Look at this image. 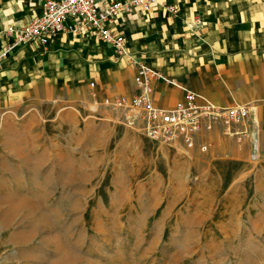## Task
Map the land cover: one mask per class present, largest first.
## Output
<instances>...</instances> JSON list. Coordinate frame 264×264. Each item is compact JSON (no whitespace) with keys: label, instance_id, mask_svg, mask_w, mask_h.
<instances>
[{"label":"rangeland","instance_id":"1","mask_svg":"<svg viewBox=\"0 0 264 264\" xmlns=\"http://www.w3.org/2000/svg\"><path fill=\"white\" fill-rule=\"evenodd\" d=\"M117 114L0 111V264H264V178Z\"/></svg>","mask_w":264,"mask_h":264},{"label":"crops","instance_id":"2","mask_svg":"<svg viewBox=\"0 0 264 264\" xmlns=\"http://www.w3.org/2000/svg\"><path fill=\"white\" fill-rule=\"evenodd\" d=\"M168 2L177 5L176 13L162 5L150 11L135 7L120 14L114 27L137 60L173 81H154L157 105L172 106L191 88L217 105L249 108L246 121L235 126L240 134L228 135L216 125L197 136L190 152L200 155L206 144L209 163L238 161L243 171L253 168L263 179L264 0ZM41 11L35 0H0V111L51 102L90 114L122 113L111 102L138 92L136 67L99 38L63 32L49 43L34 41L7 52L12 39L4 29L25 25Z\"/></svg>","mask_w":264,"mask_h":264},{"label":"built area","instance_id":"3","mask_svg":"<svg viewBox=\"0 0 264 264\" xmlns=\"http://www.w3.org/2000/svg\"><path fill=\"white\" fill-rule=\"evenodd\" d=\"M35 1L42 6L40 14L32 17L25 25H10L4 29L6 37L12 39L7 52L17 45L34 41L49 43L63 32L99 38L110 44L116 55L128 58L136 67L134 81L138 92L133 95H117L111 103L122 111L125 124L140 131L150 141L188 154L195 148L197 136L216 125H221L228 135L241 133L235 126L248 118L250 110L246 106L223 107L205 99L191 88H186L184 96L174 105H157L154 81L158 78H163L167 83L173 81L145 61L137 60L128 48L126 37L114 27L120 14L132 8L140 7L150 11L162 5L171 13H176L177 5L168 0ZM201 149L207 150V145H201Z\"/></svg>","mask_w":264,"mask_h":264},{"label":"trees","instance_id":"4","mask_svg":"<svg viewBox=\"0 0 264 264\" xmlns=\"http://www.w3.org/2000/svg\"><path fill=\"white\" fill-rule=\"evenodd\" d=\"M231 164H241L240 162H238V161H229ZM230 176H231V169H229V171H228V173H227V177H226V180H227V182H228V178H230Z\"/></svg>","mask_w":264,"mask_h":264}]
</instances>
